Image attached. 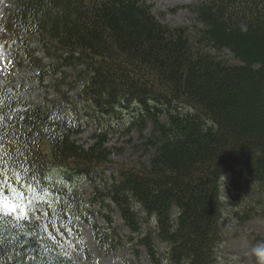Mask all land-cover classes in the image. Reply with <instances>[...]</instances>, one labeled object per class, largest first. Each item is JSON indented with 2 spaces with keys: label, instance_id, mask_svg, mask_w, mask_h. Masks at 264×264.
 Wrapping results in <instances>:
<instances>
[{
  "label": "trees",
  "instance_id": "1",
  "mask_svg": "<svg viewBox=\"0 0 264 264\" xmlns=\"http://www.w3.org/2000/svg\"><path fill=\"white\" fill-rule=\"evenodd\" d=\"M153 10L149 0H19L15 15H8L12 30L7 29L18 50L33 42L41 47L51 61L48 70L37 67L42 78L50 70L64 76L73 72L93 123H104L102 116L129 115L130 132L155 152L147 163L127 168L110 160L105 132L85 149L75 140L82 123L68 125L69 116H75L70 108L30 104L11 79L4 80L17 94V106L38 108L42 119L56 113L64 120L52 130L62 137L55 147L45 127L32 132L38 136L35 161L52 166L42 169L45 174L62 166L69 181L80 176L92 181L98 167L113 168V185L108 191L95 186L90 207L115 208L136 235L139 226L145 232L140 213L154 216V231L145 232L139 243L155 264L161 257H152L153 236L167 246V264H214L222 241L225 179H236L231 187L264 188V0H200L192 7L202 25L196 36L187 27L168 25ZM212 51L228 52L238 63ZM34 55L31 51L28 60ZM16 131L19 135V126ZM98 214L106 226L94 224L92 232L103 254L121 243L110 237V216ZM70 257L66 261L57 249L48 259L76 264Z\"/></svg>",
  "mask_w": 264,
  "mask_h": 264
},
{
  "label": "rangeland",
  "instance_id": "2",
  "mask_svg": "<svg viewBox=\"0 0 264 264\" xmlns=\"http://www.w3.org/2000/svg\"><path fill=\"white\" fill-rule=\"evenodd\" d=\"M16 2L17 0H0V27L6 23L7 27L11 26V23L7 21L9 20L8 15L11 14L10 17L15 15ZM149 2L154 7V14L163 15L168 25L179 28L187 27L191 36H196L197 30L202 29V25L197 22L196 15L192 12V7L200 0H149ZM0 29H3L0 34H4L5 29L3 27ZM3 38L7 39V36ZM20 40L31 41L25 37H21ZM8 48L7 42L5 49ZM22 48L21 50L10 48V55H6L5 60L11 59L12 61L8 76L13 80V88L21 92L23 100L33 105L46 107V109L62 104L66 111L70 108V112L75 114L74 119L82 123V130L75 138L77 143L88 149L96 145L98 140L96 138L105 132L104 149L110 160L117 164H126L127 168H130V166L144 164L152 159L155 154L154 150L148 147L146 141L136 131L130 132V124L132 125L133 122L129 115L124 118L117 115L114 118L102 116L100 119L104 123L97 122L98 125L93 123L86 116V112L91 108L80 97L81 91L73 81V72L66 71L64 76V74H56L50 70L45 72L42 79L41 71L36 67L42 66V70H48L51 61L45 58L41 53V48L36 44L28 43L27 47L24 45ZM31 51H35L34 60H28ZM212 54L231 63H238L228 52L212 51ZM66 78L69 81H65ZM66 83L70 84L68 88ZM150 133L151 129L146 131V135ZM43 151V154L47 156L49 149L46 143H44ZM92 172V181L82 176L74 180L71 178L69 181L70 173L62 166L54 167L49 173L51 179L62 182L66 190L67 187L74 190L77 204L82 210L81 219L74 222L76 234L71 237L75 250L67 247L65 250L73 257L76 264H155L146 248L140 246L139 243L145 232L154 231V224L151 222L154 216L148 217L138 207L136 208L142 212L140 222L145 230L144 232L139 226L140 233L136 235L121 221L115 208L112 211L101 208L99 211L96 207H90L89 201L93 198L94 187L97 186L98 190L111 188L115 175L113 168L102 169L101 166ZM232 180L226 178L223 190H221L224 202V213L220 225L222 241L215 249L214 258L216 260L213 261L214 264H257L256 257L252 255V249L264 243V188L253 183L245 185L239 183L238 186L231 187L229 185ZM235 180L234 178L233 181ZM67 203L69 201H65V204ZM98 212L110 216L114 225L110 237L114 238V244L118 243L117 240L121 243L111 252L103 254L96 246L92 232L94 224L106 226ZM87 223H92V226L88 227ZM148 237L151 238L152 234H148ZM152 238L156 252L152 257L155 260L158 253L161 257L159 264H167L165 260L167 246L161 244L156 236Z\"/></svg>",
  "mask_w": 264,
  "mask_h": 264
},
{
  "label": "snow or ice",
  "instance_id": "3",
  "mask_svg": "<svg viewBox=\"0 0 264 264\" xmlns=\"http://www.w3.org/2000/svg\"><path fill=\"white\" fill-rule=\"evenodd\" d=\"M10 48L6 50L5 42L0 41V77L10 75L12 61L5 60ZM15 95L0 79V264H52L48 257L57 249L70 261L65 248L75 250L71 237L82 210L74 190H66L62 182L42 170L52 166L35 161L38 136H32L36 126L45 127L55 147L62 137L52 130L64 120L56 113L44 114L42 119L36 115L38 108L17 106ZM74 124V117L69 116L68 125Z\"/></svg>",
  "mask_w": 264,
  "mask_h": 264
},
{
  "label": "clouds",
  "instance_id": "4",
  "mask_svg": "<svg viewBox=\"0 0 264 264\" xmlns=\"http://www.w3.org/2000/svg\"><path fill=\"white\" fill-rule=\"evenodd\" d=\"M252 255L257 259V264H264V243L256 245L252 249Z\"/></svg>",
  "mask_w": 264,
  "mask_h": 264
}]
</instances>
